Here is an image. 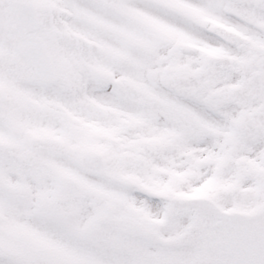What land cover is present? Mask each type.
Returning a JSON list of instances; mask_svg holds the SVG:
<instances>
[{
  "label": "snow or ice",
  "instance_id": "6c2138e0",
  "mask_svg": "<svg viewBox=\"0 0 264 264\" xmlns=\"http://www.w3.org/2000/svg\"><path fill=\"white\" fill-rule=\"evenodd\" d=\"M0 264H264V0H0Z\"/></svg>",
  "mask_w": 264,
  "mask_h": 264
}]
</instances>
